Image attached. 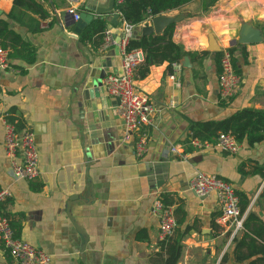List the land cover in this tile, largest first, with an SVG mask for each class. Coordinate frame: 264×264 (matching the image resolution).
Returning <instances> with one entry per match:
<instances>
[{
  "label": "crops",
  "instance_id": "crops-1",
  "mask_svg": "<svg viewBox=\"0 0 264 264\" xmlns=\"http://www.w3.org/2000/svg\"><path fill=\"white\" fill-rule=\"evenodd\" d=\"M199 3L165 13L185 15L175 23L172 40L192 55L171 66L151 65L143 78H135L134 70L135 87L152 106L151 122L141 127L147 135L142 157L135 156L131 142L122 140L123 127L104 117L95 120L82 87L92 56H107L121 69L115 45L100 51L101 43L79 41L73 25L64 23L70 18L63 15L65 0L42 3L48 16L41 23L46 26L36 32L10 22L33 46L35 59L29 65L13 62L15 70L0 69V189L11 193L0 211L15 235L47 253L50 264L162 262L166 254L159 241L164 239L152 211L161 195L171 201L175 217L171 236L181 237L175 264H220L224 255L225 264H236L232 240L242 229L232 234L229 225L218 222L214 193L199 196L188 188L197 172L227 181L248 199L244 218L253 212L264 222V177L248 173L264 162V140L253 146L240 143L236 153L189 143L199 139L189 130L193 122L219 121L242 108L264 110V0H221L207 13L189 17ZM11 7L12 0H0V15ZM93 19L103 20L108 28L109 17ZM121 23L120 16L117 29ZM243 23L258 29L262 41L237 43ZM210 36L218 48L215 53L208 50ZM224 47L232 50L240 77L238 92L227 101L219 99L217 89ZM11 119L16 127L22 122L17 129L28 127L34 135L39 174L33 180L15 179L10 173L3 120ZM216 135L199 140L210 143ZM0 264H16L1 244Z\"/></svg>",
  "mask_w": 264,
  "mask_h": 264
},
{
  "label": "built area",
  "instance_id": "built-area-1",
  "mask_svg": "<svg viewBox=\"0 0 264 264\" xmlns=\"http://www.w3.org/2000/svg\"><path fill=\"white\" fill-rule=\"evenodd\" d=\"M38 1L43 3L45 0ZM65 2L64 17L72 16L73 20H77L79 8L83 6L84 0H65ZM121 2L122 0H115L116 5ZM152 17L147 15L141 23L150 22ZM45 26L46 23H41V27ZM133 27L124 20L118 27L120 31L118 55L122 72L120 75L108 73L102 83L106 94L117 100L115 109L122 121V140L132 141L135 156L142 157L147 150V135L141 127L151 122L152 106L147 96L137 90L134 84L133 73L143 61V52L140 49L125 50L128 39L132 37ZM115 44L114 34L109 28H105L102 31L100 51H105ZM218 64V95L220 100L227 101L238 92L240 87V77L234 70L228 47L221 49ZM0 69L15 70L9 63L8 50L1 46ZM3 125V149L9 159L11 175L15 179H35L39 174L38 151L32 131L28 127L17 129L15 122L7 120H3ZM189 143L197 149L212 147L227 153H236L241 147L230 132L222 131L218 132L210 143L196 138L190 139ZM172 151L176 149L173 148ZM188 188L199 196L214 193L220 207L218 222L229 225L232 228V234L242 229L244 215L239 210V196L227 181L215 175L197 172L188 181ZM10 196L11 193L7 189H0V204ZM152 211L158 218L160 238L170 237L176 224L172 207L156 198ZM0 244L2 251L6 252L16 264H50V256L47 253L15 235L9 219L1 211Z\"/></svg>",
  "mask_w": 264,
  "mask_h": 264
},
{
  "label": "trees",
  "instance_id": "trees-1",
  "mask_svg": "<svg viewBox=\"0 0 264 264\" xmlns=\"http://www.w3.org/2000/svg\"><path fill=\"white\" fill-rule=\"evenodd\" d=\"M195 0H122L116 5V10L122 20L135 26L143 20V14L156 16L165 14L189 4ZM199 8L189 12L188 16H200L217 6L221 0H199ZM84 7L79 8V12ZM48 16L47 10L38 0H12L11 10L5 15H0V46L8 50V59L12 67L16 68V61H23L26 65L33 63L35 50L33 46L24 41L21 36L12 28L10 22H15L24 27L28 32H36L41 27V20ZM175 24L168 25L161 33L129 38L125 50L140 49L143 52V61L136 67L135 78L145 77L151 65L167 63L168 66L177 63L182 56L192 54L185 52L180 45L172 40ZM105 29V22L101 19H93L83 28L79 34V41L83 43L92 42L95 46L101 43V34ZM232 52V50H230ZM22 70V68H19ZM136 70V69H135ZM134 78V75H133ZM11 113V112H9ZM12 114V113H11ZM10 114V115H11ZM13 122V119H11ZM11 122V121H10ZM22 122L18 121L17 127ZM189 130L193 137L210 139L217 132H230L239 143H246L253 146L264 140V110L254 108H242L233 114L219 121L193 122ZM249 174H258L264 177V162L261 165L255 164L248 171ZM239 210L243 213L248 199L240 192ZM167 195H161L163 204L171 203ZM181 237H168L159 241L161 253H165V259L155 264H175L181 250ZM232 254L236 264H264V222L253 212H249L242 221V233L234 237ZM226 255L221 259L220 264H225Z\"/></svg>",
  "mask_w": 264,
  "mask_h": 264
},
{
  "label": "water",
  "instance_id": "water-1",
  "mask_svg": "<svg viewBox=\"0 0 264 264\" xmlns=\"http://www.w3.org/2000/svg\"><path fill=\"white\" fill-rule=\"evenodd\" d=\"M109 17L108 28L114 34L115 38V53L118 55V43L120 41V31L116 28L119 14L116 12L115 0H86L84 3V10L78 14V19L73 20L72 16L68 22L65 19L64 23L73 25V31L78 34L86 25L94 18ZM185 15L183 13H177L174 15L160 14L151 18L150 24L147 25H135L132 29V38H139L140 36H146L150 34L161 33L168 25L175 24L181 21ZM261 35L258 29L251 27L247 23H243L239 30V38L237 43L239 44H255L261 42ZM209 51L217 52L218 48L215 45L212 36L209 40ZM214 57V54L211 55ZM113 73L120 75L121 69L115 68L107 56H92L90 58V68L85 74L83 81V90L86 92V97L91 101L92 111L94 113L95 120L104 117L122 128V121L116 113L115 107L117 100L115 98H109L105 92L102 80L107 73ZM97 118V119H96ZM132 145L133 142L131 141Z\"/></svg>",
  "mask_w": 264,
  "mask_h": 264
},
{
  "label": "rangeland",
  "instance_id": "rangeland-1",
  "mask_svg": "<svg viewBox=\"0 0 264 264\" xmlns=\"http://www.w3.org/2000/svg\"><path fill=\"white\" fill-rule=\"evenodd\" d=\"M180 12V11H179ZM179 12H177V13H179ZM263 192H264V189H263Z\"/></svg>",
  "mask_w": 264,
  "mask_h": 264
}]
</instances>
